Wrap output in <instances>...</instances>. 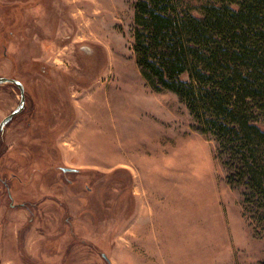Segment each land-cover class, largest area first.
Here are the masks:
<instances>
[{"label": "rangeland", "instance_id": "obj_1", "mask_svg": "<svg viewBox=\"0 0 264 264\" xmlns=\"http://www.w3.org/2000/svg\"><path fill=\"white\" fill-rule=\"evenodd\" d=\"M134 2L0 0V76L25 95L0 134V264L264 260L214 136L141 76ZM19 100L0 83V121Z\"/></svg>", "mask_w": 264, "mask_h": 264}, {"label": "trees", "instance_id": "obj_2", "mask_svg": "<svg viewBox=\"0 0 264 264\" xmlns=\"http://www.w3.org/2000/svg\"><path fill=\"white\" fill-rule=\"evenodd\" d=\"M193 8L186 0H135L134 59L153 91L174 93L194 129L214 136L227 183L243 189L244 214L264 224V0Z\"/></svg>", "mask_w": 264, "mask_h": 264}, {"label": "water", "instance_id": "obj_3", "mask_svg": "<svg viewBox=\"0 0 264 264\" xmlns=\"http://www.w3.org/2000/svg\"><path fill=\"white\" fill-rule=\"evenodd\" d=\"M0 83H13L19 90L20 93V100L17 104V106L5 117H3L0 121V134L6 124L12 120L14 116H16L20 111L23 109L24 104H25V95H24V86L21 81L15 78H9L5 76H0ZM63 170H69L67 167H63Z\"/></svg>", "mask_w": 264, "mask_h": 264}, {"label": "crops", "instance_id": "obj_4", "mask_svg": "<svg viewBox=\"0 0 264 264\" xmlns=\"http://www.w3.org/2000/svg\"><path fill=\"white\" fill-rule=\"evenodd\" d=\"M73 132L75 133V129H74V131H73ZM72 134H73V133H72ZM125 161H127V160H125ZM125 161H123V164H125ZM130 161H131V160H130ZM130 161H129V162H130Z\"/></svg>", "mask_w": 264, "mask_h": 264}, {"label": "flooded vegetation", "instance_id": "obj_5", "mask_svg": "<svg viewBox=\"0 0 264 264\" xmlns=\"http://www.w3.org/2000/svg\"><path fill=\"white\" fill-rule=\"evenodd\" d=\"M13 84V83H12ZM14 85V84H13ZM15 86V85H14ZM16 87V86H15ZM17 88V87H16ZM18 89V88H17Z\"/></svg>", "mask_w": 264, "mask_h": 264}]
</instances>
